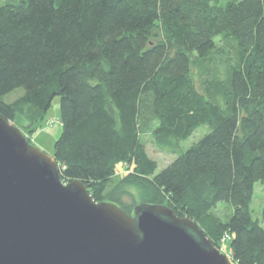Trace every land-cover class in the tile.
<instances>
[{
  "label": "trees",
  "instance_id": "obj_1",
  "mask_svg": "<svg viewBox=\"0 0 264 264\" xmlns=\"http://www.w3.org/2000/svg\"><path fill=\"white\" fill-rule=\"evenodd\" d=\"M56 97L63 183L132 216L166 206L216 247L229 236L233 264H264L252 208L264 186V0H1L0 115L45 116ZM201 128L156 174L141 136L182 143ZM122 163L131 171L103 195ZM221 202L233 208L225 221L213 214Z\"/></svg>",
  "mask_w": 264,
  "mask_h": 264
},
{
  "label": "water",
  "instance_id": "obj_2",
  "mask_svg": "<svg viewBox=\"0 0 264 264\" xmlns=\"http://www.w3.org/2000/svg\"><path fill=\"white\" fill-rule=\"evenodd\" d=\"M0 264H233L166 206L134 216L64 184L56 159L0 115Z\"/></svg>",
  "mask_w": 264,
  "mask_h": 264
},
{
  "label": "rangeland",
  "instance_id": "obj_3",
  "mask_svg": "<svg viewBox=\"0 0 264 264\" xmlns=\"http://www.w3.org/2000/svg\"><path fill=\"white\" fill-rule=\"evenodd\" d=\"M215 68L216 69L213 72H216L215 74L219 78H222V75L226 70L225 63H219ZM23 94L24 90L22 88H18L6 95L4 100L8 103H15ZM60 106L61 98L56 97L53 100L51 109L45 116H42L40 113L35 112L34 110L27 107L18 113L17 120L11 124L16 126L22 132L26 140L30 142V145L40 148L47 154L54 157L55 143L63 132ZM208 132L209 129L201 128L196 131L187 141L182 143H176L174 141L161 143L158 142L151 133L143 134L141 136V141L144 144L145 150L149 157L157 162L158 169L156 174H158L171 162H173L182 151H185L192 145L196 144ZM175 151H177V154ZM132 166L133 165H128L127 163L118 165L116 167V172L109 180L110 183L106 186L103 195L114 188L122 179V177L131 171ZM95 189L98 190V186ZM127 202L130 204L131 200L128 199ZM252 208L254 218L264 227V186L260 183H256L255 185V197ZM232 213L233 208L224 202L219 203L218 207L213 212L216 219H220L222 221H225ZM218 248L224 255L231 259V247L229 241L222 239L220 247Z\"/></svg>",
  "mask_w": 264,
  "mask_h": 264
},
{
  "label": "built area",
  "instance_id": "obj_4",
  "mask_svg": "<svg viewBox=\"0 0 264 264\" xmlns=\"http://www.w3.org/2000/svg\"><path fill=\"white\" fill-rule=\"evenodd\" d=\"M225 240L229 241L230 237L229 236H225Z\"/></svg>",
  "mask_w": 264,
  "mask_h": 264
}]
</instances>
